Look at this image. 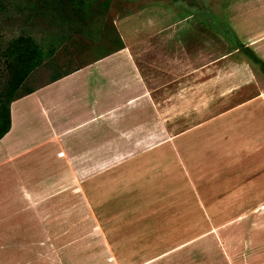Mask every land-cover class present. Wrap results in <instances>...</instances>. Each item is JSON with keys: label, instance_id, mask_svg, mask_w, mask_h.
<instances>
[{"label": "crops", "instance_id": "obj_1", "mask_svg": "<svg viewBox=\"0 0 264 264\" xmlns=\"http://www.w3.org/2000/svg\"><path fill=\"white\" fill-rule=\"evenodd\" d=\"M122 1L134 10L100 13L91 33L68 46L96 50L10 104L11 127L0 139V264H182L185 245L170 230L172 219L112 217L109 234L87 215L89 192L100 203H145L144 210L202 203L194 187L200 171L180 161L186 140L210 141L214 121L234 108L225 107L234 94L246 95L239 108L254 103L264 110V0ZM215 93L223 105L217 110ZM211 111L217 114L183 127V113ZM170 143L181 151L169 167ZM105 177L112 178L107 196ZM174 180L179 187L166 189ZM251 192L222 200L250 201ZM245 210L239 220L255 223L252 233L264 230V203ZM139 223L158 225L144 233L150 242L136 262L130 241ZM254 240L247 246L259 250L264 242Z\"/></svg>", "mask_w": 264, "mask_h": 264}, {"label": "rangeland", "instance_id": "obj_2", "mask_svg": "<svg viewBox=\"0 0 264 264\" xmlns=\"http://www.w3.org/2000/svg\"><path fill=\"white\" fill-rule=\"evenodd\" d=\"M65 2V0H0V96L6 90L10 75L6 67V56L16 39L20 38V41L32 39L43 52L42 63L19 88L18 92L21 93L27 88L47 82L56 72L77 66V60H81L82 55H89L91 51L97 49V47L68 46L77 42V34L91 33L90 28L97 25L100 13L114 11L119 15H126L135 7L122 0H94L90 14L79 13L83 19L76 24L75 20L72 21L68 17L69 14L63 12L68 8ZM77 15L73 16L76 20ZM236 53L243 55L242 52ZM213 97L217 110L223 106L219 105L222 98L218 97L217 93ZM231 98L232 100L227 101L225 107L231 105L234 108L214 121L208 133V136L213 137L210 141L204 139L201 142L200 139L190 136L189 141H194L195 145L187 143L186 140L182 159L177 155V150L180 152L181 149L177 148L175 143L168 145V161L164 163L165 165L170 167L172 162L175 160L178 162L180 159L183 167L200 171L201 178L194 187H196L195 193L201 194L202 203H147V206L150 205L144 210L145 203H120L119 206H113L110 200L100 203L93 190L89 192L88 199L89 219L97 218L101 221L100 226L103 230L110 234L115 225L111 222L112 217H115L113 219L124 217L126 221L130 219L144 221L145 216L149 215H157V219L167 216L174 221L170 230L181 234L177 242H183L185 245L182 264H264V244L259 250L257 249L258 251L252 246H247L251 237L258 241V245L264 242V230L255 227L252 233L250 228L255 223H242V220H239L242 212H246L245 208L256 203H264V110L259 108L258 111L254 103L239 108L238 104L246 98V95L234 94ZM183 114V127H187L205 116L217 114V111ZM176 117L175 113H169L170 123L175 124ZM131 164L128 163L126 167L132 168ZM251 172H253L250 175L251 179L245 180ZM257 172L259 174L254 176ZM111 181V177L104 178L103 189L106 196L111 195ZM175 182L176 180L169 182L166 189L178 188L181 183L177 180L176 185ZM250 187L253 191L248 197L250 201L247 197L222 200L230 196L232 191L243 189L246 192ZM250 211L254 213L257 210L253 208ZM243 224L248 231H245L242 237ZM124 226L130 228V224ZM133 227H136L135 232L133 231L136 238L135 242H130L132 247L135 243L134 250L137 253L134 260L138 262L140 258L138 253L143 251L140 249L147 247L146 243L150 242L145 239L148 235L144 233L157 229L153 226L144 227L143 223ZM123 231L127 234L125 230ZM196 237H199L198 240L192 242L191 239ZM168 246H172L170 241H167ZM256 252L261 253V256L253 259ZM250 255H252L251 260H249ZM168 258L169 263L174 262L172 261L174 257L169 255Z\"/></svg>", "mask_w": 264, "mask_h": 264}, {"label": "trees", "instance_id": "obj_3", "mask_svg": "<svg viewBox=\"0 0 264 264\" xmlns=\"http://www.w3.org/2000/svg\"><path fill=\"white\" fill-rule=\"evenodd\" d=\"M66 12L72 21H76V24L83 16L79 13L90 14L92 11L94 0H65ZM78 14V15H77ZM77 15V20L73 16ZM16 39L13 41V47L6 56V67L9 71V79L6 90L2 92L0 96V139L9 131L11 127V116H10V104L17 98L32 92L31 88H27L24 92L19 93L18 90L22 87L24 81L42 63L43 52L38 44L32 39ZM122 46V43H120ZM120 49L123 47H119ZM249 57L255 63L263 66L261 60L255 56L254 53L250 52Z\"/></svg>", "mask_w": 264, "mask_h": 264}]
</instances>
